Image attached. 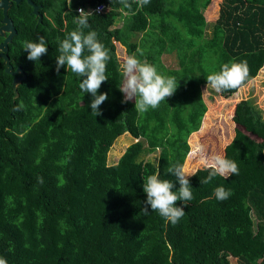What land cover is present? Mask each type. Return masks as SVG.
Returning a JSON list of instances; mask_svg holds the SVG:
<instances>
[{"label": "trees", "instance_id": "trees-1", "mask_svg": "<svg viewBox=\"0 0 264 264\" xmlns=\"http://www.w3.org/2000/svg\"><path fill=\"white\" fill-rule=\"evenodd\" d=\"M31 2L39 6V22L25 1L7 11L15 35L5 55L24 76L16 96L11 82L21 75L6 74L0 59V257L7 264H229V258L264 264V123L248 101L232 111L242 88L258 70L264 73V0H220L210 25L202 15L210 0H150L143 7L128 0L130 9L120 0ZM95 4L105 9L89 16L84 31H96L111 57L108 80L97 92L108 98L96 117L88 107L91 95L79 88L80 77L55 67L59 42L78 27L75 9ZM38 36L48 51L32 62L21 45ZM114 42L175 77L174 94L146 113L134 101L122 103L124 77ZM163 53L176 61V69L159 64ZM241 60L249 68L246 83L219 93L226 98L236 90L223 111L233 137L221 146L213 137L206 149L235 161L239 174L202 184L209 170L201 162L196 170L190 166L194 150L188 152L186 139L209 125L215 109L208 103L205 111L199 85L222 64ZM124 134L134 142L116 162L106 163L111 145ZM177 165L196 175L188 178L194 198L173 225L155 211H141L142 185L158 173L177 190L170 174ZM217 186L231 196L217 201L212 195Z\"/></svg>", "mask_w": 264, "mask_h": 264}, {"label": "clouds", "instance_id": "clouds-1", "mask_svg": "<svg viewBox=\"0 0 264 264\" xmlns=\"http://www.w3.org/2000/svg\"><path fill=\"white\" fill-rule=\"evenodd\" d=\"M137 2L138 6L143 7L149 4L150 0H137ZM68 3L71 5V0H68ZM120 3L124 9L131 8L128 0H120ZM77 12L75 23L78 27L67 33L65 38L59 42V55L55 57V67L57 73L61 67H65L80 77L79 88L83 93L91 95L92 99L88 107L91 109V114L96 117L102 115L99 106L108 98L107 93L98 95L97 92L101 84L108 80L107 62L111 57L109 50L98 40L96 31L87 33L84 31L90 28L88 18L93 13L85 11L83 8L77 9ZM21 47L27 53L26 59L32 62L39 61L48 51L43 36H38L35 41L25 40ZM137 52L140 50L138 49ZM140 55L143 53L140 52ZM120 68L124 77L123 85L119 89L124 94L122 103L134 101V108L141 113H146L149 109H156L162 101H165L166 97H171L178 87L175 77L160 74L155 65L148 63L147 60H140L135 53L125 55ZM248 76L247 61L224 63L220 66L219 71L207 75L206 89L203 95L209 88L217 94L230 89L237 90L246 83ZM22 108L23 104L21 103L14 110ZM198 154L203 167L209 170L207 177L200 181L202 184H209L216 176L227 180L229 177L239 174L238 164L223 154H209L203 146H199ZM170 174L176 178V182L179 184L175 191H173L174 183L169 179H160L158 173L149 175L143 180L142 187L146 199L142 203L141 211L145 214L155 211L175 225L184 217V208L187 206V202L194 198L193 188L188 178L196 173L189 172L183 166L177 165L170 169ZM38 179L39 182H42V178ZM212 195L217 201H224L231 196V191L223 186H217L213 189ZM178 201L181 202V206H177ZM0 264H7V260L0 257Z\"/></svg>", "mask_w": 264, "mask_h": 264}, {"label": "rangeland", "instance_id": "rangeland-1", "mask_svg": "<svg viewBox=\"0 0 264 264\" xmlns=\"http://www.w3.org/2000/svg\"><path fill=\"white\" fill-rule=\"evenodd\" d=\"M219 3H220V0H210V3L203 10L202 15L204 17L206 24L210 25L217 18ZM118 25L119 23L117 24V26ZM206 33H208V28L206 30ZM139 37L140 35L137 34L133 38V40H137ZM113 46H114L115 56L117 58V61L120 67L121 63L123 62V57L127 54L125 53L124 48L121 45H119L117 42H114ZM174 52L175 50H172L171 54H173ZM165 55H166L165 53L161 54V56L159 57V64L161 63V65L165 69H176L177 68L175 64L176 61ZM139 59H142V58H139ZM159 69L160 71L164 70L161 68ZM200 74L205 75L206 73L202 72ZM200 74L198 72V76H200ZM205 89L206 88H204V90ZM204 90L200 92V96L205 104V111L207 110V108H209L207 106L208 103L211 106V109H215V111L212 112V114L210 115L211 120L209 121V125L207 127H205L200 133L196 134L195 137L190 138V135H189L186 139V144L188 145V152L190 151V149L194 150L192 158L189 161L190 166H193L194 170H196L197 168H200L201 166L199 164L200 162V158L198 154L199 146H203L205 149L208 150L209 147L211 146L210 141L213 139V137L216 140H219L220 146L225 145L229 142V140L233 137V134H234L232 122L230 121L231 125L229 126H226L225 123L223 122V117H224L223 115H226V112H223V111L229 107V102L228 103L226 102L228 99L234 96V94L229 97L224 98L219 95H216V93L212 89L207 90V93L203 95ZM239 94L241 95L239 96V99L237 98L238 101H236L233 104L232 111H233L235 104L238 103L239 101H248L250 105L255 110L258 111L259 119L260 121L264 123V73L261 74L258 71L255 77H253L252 80H250L242 88ZM216 125H220V126L216 127ZM222 132L225 133V135H223ZM132 142H134V140L128 134H124L122 136L117 137L115 141L113 142V144L111 145L110 149L108 150V153L106 156V163L108 164L114 163L119 158V156L122 154L123 150ZM156 153H158V151H156ZM183 165H184V161H183ZM190 172L192 171L190 170ZM228 260H229V264H237L236 261L232 258H229Z\"/></svg>", "mask_w": 264, "mask_h": 264}, {"label": "water", "instance_id": "water-1", "mask_svg": "<svg viewBox=\"0 0 264 264\" xmlns=\"http://www.w3.org/2000/svg\"><path fill=\"white\" fill-rule=\"evenodd\" d=\"M21 0H0V10H1V22H0V38L2 41L0 42V59L3 61L5 67L4 72L8 75L15 76L16 74H20L21 76L13 77L11 82V88L13 91L14 96L17 95L16 93V86L20 83V81L24 78L21 74V70L19 68H15L12 70L11 66L9 65V61L7 56L5 55L7 51V44L10 42L12 37L15 35V30L12 26L11 20L7 17V10L10 4L13 2L14 4H18ZM25 2L31 6L32 10L31 13L37 17V22L40 21V16L38 14V7L35 6L30 0H25Z\"/></svg>", "mask_w": 264, "mask_h": 264}, {"label": "built area", "instance_id": "built-area-1", "mask_svg": "<svg viewBox=\"0 0 264 264\" xmlns=\"http://www.w3.org/2000/svg\"><path fill=\"white\" fill-rule=\"evenodd\" d=\"M77 9H80V7L75 9V12L78 14ZM104 9L105 7L103 4H95L94 6L90 7L87 11H90L93 14H100L102 13V11H104Z\"/></svg>", "mask_w": 264, "mask_h": 264}, {"label": "crops", "instance_id": "crops-1", "mask_svg": "<svg viewBox=\"0 0 264 264\" xmlns=\"http://www.w3.org/2000/svg\"><path fill=\"white\" fill-rule=\"evenodd\" d=\"M251 80V79H250ZM204 88H206V84H201V85H199V95H200V92H202L203 90H204ZM201 90V91H200ZM208 90H210V88L208 89ZM216 95H219L220 96V94H217L216 93ZM200 98H201V96H200ZM201 100H202V98H201ZM202 102H203V100H202ZM204 103V102H203ZM201 123V122H200ZM200 127V126H199ZM116 162V161H115Z\"/></svg>", "mask_w": 264, "mask_h": 264}, {"label": "flooded vegetation", "instance_id": "flooded-vegetation-1", "mask_svg": "<svg viewBox=\"0 0 264 264\" xmlns=\"http://www.w3.org/2000/svg\"><path fill=\"white\" fill-rule=\"evenodd\" d=\"M22 1H25V0H21V1H19V3L22 2ZM30 1H31V0H30ZM19 3H18V4H19ZM12 4H14V3L12 2V3L10 4V6H11ZM18 4H17V5H18ZM14 5H16V4H14ZM10 6H9V8H10ZM38 7H39V6H38ZM9 8H8V9H9ZM7 11H8V10H7ZM0 12H1V10H0ZM1 18H2V16H1ZM0 22H1V20H0ZM1 41H2V38H1ZM1 41H0V42H1Z\"/></svg>", "mask_w": 264, "mask_h": 264}]
</instances>
